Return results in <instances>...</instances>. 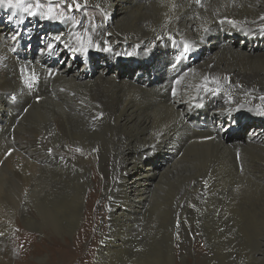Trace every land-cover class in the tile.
<instances>
[{
  "label": "bare ground",
  "instance_id": "6f19581e",
  "mask_svg": "<svg viewBox=\"0 0 264 264\" xmlns=\"http://www.w3.org/2000/svg\"><path fill=\"white\" fill-rule=\"evenodd\" d=\"M52 1L66 6L62 24L48 25L46 35L36 38L35 44L40 42L38 49L22 51L21 37L30 32L25 24L32 15L24 11V5H31L30 11L43 18L44 6ZM74 1L79 5L75 11ZM213 1L25 0L21 7L0 4V136L8 133L10 149L15 155L31 158L34 176L31 215L37 225L72 235L83 224L87 213L105 210L109 231H101L100 244L96 247L99 262L125 259L138 241L139 220L160 211V203L154 199L156 188L169 185L187 190L183 183L189 174L178 169L177 161L195 146L196 150L214 153L223 166L208 183L213 197L211 203L222 204L225 218L233 214L231 219L235 223L242 220L245 209L254 211V217L239 237L241 264H264V123L250 126L243 140L225 139L198 133L190 126L193 119L189 118L190 111L203 103L207 91L218 97L221 116L232 117L233 113H227L242 102L261 107L264 112V0H240L256 11L254 17L242 18L240 23L220 20L219 27L218 22L198 27L196 14ZM225 1L231 7L236 6L235 0ZM89 4L102 8L106 17L103 23L89 27L82 18L75 19V13L81 16ZM156 4L162 7L153 11L150 6ZM3 10L6 14L1 13ZM251 19L255 20L250 22ZM235 24L240 32L229 33ZM223 31L234 39L227 48H220L216 41L217 33ZM256 34L262 44L253 51L256 48L247 38ZM88 42L103 45L113 57L123 49L136 47L135 52L141 53V64L128 70L117 66L113 73H106L111 66L101 60L100 69L85 74L84 69L95 70L87 53ZM161 44H169L170 48L160 51L163 59L157 65L155 60L159 58L154 56H159ZM206 46L217 50L203 59L200 53ZM185 47L194 48L199 58L176 80L171 94L145 85L146 79L162 77L169 59L178 56ZM15 51L35 59H47V64L52 58L57 70L43 73L30 61L18 58ZM191 60L193 57L188 58ZM144 70L149 71L147 78L141 76ZM42 94L46 98L34 99ZM13 97L18 100L16 107L8 104ZM26 105L31 109L32 131L16 126L22 121ZM17 108H20L19 115L10 118ZM234 113L255 119L254 111L244 105ZM52 121H58L65 130L64 141L57 145L51 143L52 134L43 132L50 128ZM229 132H232L230 127L227 135ZM96 157L117 158L110 180L93 169ZM224 166L237 167L225 169ZM40 170L45 174L41 201L36 176ZM100 190L108 197L109 208L104 203L96 205ZM233 193L234 200L230 199ZM222 194L225 201L216 202V197ZM214 208L215 205L210 206ZM212 214L213 211L209 213ZM224 233L223 240H226L225 230ZM28 235L30 244L35 235ZM75 235L79 239V235L86 233L83 230ZM55 243L53 246L57 249L48 248L55 255L49 259L50 264L66 259L74 251L57 240ZM17 245L23 257L19 264H33L24 259L28 251L23 249V241Z\"/></svg>",
  "mask_w": 264,
  "mask_h": 264
},
{
  "label": "rangeland",
  "instance_id": "374dc122",
  "mask_svg": "<svg viewBox=\"0 0 264 264\" xmlns=\"http://www.w3.org/2000/svg\"><path fill=\"white\" fill-rule=\"evenodd\" d=\"M24 1L25 0H22V2ZM225 2V0H214L211 3L212 5L209 4L204 7V9H200L195 16L198 27L202 28L209 23L218 22L220 20L240 23L244 18H252L256 15V11L252 9V7L243 5L240 0H235V7H231ZM38 3H41V1H38ZM74 3L78 4V1H74ZM219 3L221 5H219ZM77 4L74 6V11L77 9ZM184 4L186 5V2L183 3V5ZM27 6L29 5H24V8ZM150 7L155 11V9H159L162 6L156 4ZM44 8H46V10L43 11V18H40L36 14H32L29 21L26 22L25 28H30V32L23 34L21 37V42H24L22 51H27V49L30 51V46H33V51L38 49L40 42L35 44V42L38 41L36 38H43L46 35L44 31L47 30L48 25L59 27L66 17V6L63 3L52 1L48 3L47 6H44ZM1 13L6 14V11L3 10ZM77 14L75 13V19L79 21L82 18L87 22L89 27H94L97 24L103 23L106 18L102 8L97 4H89L88 8L81 16ZM52 15L60 17V19H49L48 17ZM254 20L255 19H251L250 22ZM230 32H234L235 34L236 32L239 33V27L235 24V28L230 29L229 33ZM32 42H34V44ZM88 44H90V42H88ZM159 46V56H154L155 59L159 58V60H155L157 65H161L163 59L161 57L163 55H161L160 51H163V49L164 51H169L170 48L169 44H161ZM87 47L90 48L87 50V53L92 59L91 62L94 63L93 68L95 70L88 71V68L86 70L84 69L83 73L85 74H90L91 71L100 69L101 64L99 61L101 60H105L103 64H109L111 66L112 70L111 68L107 69L110 70V73H113L117 66H121L122 70H128L130 68L134 69L135 65L141 64L139 61V54L141 53L135 52L136 47L123 49L117 57H113L110 50L103 45L93 43ZM156 48L157 47L151 48V50ZM186 48L188 47L183 49ZM193 49L194 48L191 50ZM216 50L215 47L211 48V46H206L200 53L201 58H207L209 52ZM125 59H128L132 66ZM148 74L149 71L144 70L141 76L147 78ZM43 97L46 98L43 94L42 96L37 95L34 99L38 100ZM242 105L251 108L255 114V119L247 122L248 127L246 131L244 133L243 131L238 132L239 134L243 133L241 135L243 137L250 126L257 123H264V112L260 110L262 109L261 107L258 109L247 102L238 103L227 113H233L232 117L229 118H233L238 124L242 122L243 117L239 113H234V111ZM190 112H192V110ZM30 114V106L26 105L21 114L22 121H20L18 125L16 124V126H19V128L21 127L22 130L25 131H32L29 118ZM237 116H240V118ZM41 131L40 129L39 132L41 133ZM43 132H46L45 134L49 136L52 134L51 136L53 139L50 136L52 145H57L64 141L65 130L58 121H52L50 128L48 130L44 129ZM7 134L0 136V139L2 138L0 142V264H19V260L23 258L17 245L19 241H23V249L28 251L24 259L28 260L29 263L50 264L49 259L55 255L50 253L48 248L57 249V247L53 246L56 244L55 240L60 242L66 249L73 248L74 251L72 255H69L66 259L57 261L53 264H241L239 237L244 227L247 225V222L254 217V211L251 208L245 209L242 213V220L235 223L231 219L233 214L227 219L225 218V210L221 207L222 204L211 203L213 197L209 193L208 187L213 179L212 175L220 167H223L217 162L214 153L209 154L201 150H196L197 147L195 146L185 151L183 155L179 157L177 167L189 174L188 180L183 183L187 190L180 188L173 189V187L169 185L157 187L154 192V199H157L156 203H160V213L156 212L153 215L146 216V218L139 220L138 233L136 235L138 241L136 245L127 252L125 259L121 257L117 261L107 262L108 259H106L100 260L99 262L96 247L100 244L101 231H109V220L105 210L102 213H87V217L83 224L78 227L77 231H74L75 233L73 232L72 235L64 234L61 230V232H58L52 228L44 229L42 225H37L33 221L31 215L32 203L34 202V178H32L34 176L31 158L28 155H15L13 150L10 149L12 148L11 143L8 142L11 136H9V134L7 136ZM116 161V157H96V164L93 165V169L99 173L101 177L110 180L112 178V172L115 169ZM146 163L147 161L145 164ZM229 167L235 168L237 166ZM229 167L224 166L225 169ZM42 173V170H40L38 175H36L38 176L39 182L40 201L43 190L45 189L44 186L41 185L45 175ZM235 196L236 195L233 193L230 199L234 200ZM222 199L224 201L226 199L223 194L218 195L215 201L221 203ZM95 203L97 206L104 203V207L109 208V199L106 197L103 190H100ZM211 205H215L216 208L210 209ZM211 211H213V214L210 216L209 213ZM38 216L41 218L42 215L38 213ZM83 230H85L86 235H79L80 237L78 239V235L75 234ZM224 230L226 231V240H223V236L225 235ZM28 234L35 235L34 240L31 241L30 244ZM76 241H78V244H76ZM211 261H213V263H211Z\"/></svg>",
  "mask_w": 264,
  "mask_h": 264
},
{
  "label": "clouds",
  "instance_id": "9594fccd",
  "mask_svg": "<svg viewBox=\"0 0 264 264\" xmlns=\"http://www.w3.org/2000/svg\"><path fill=\"white\" fill-rule=\"evenodd\" d=\"M221 26V23L218 22V27ZM259 35H254L253 37H256ZM251 38V39H252ZM261 38V37H260ZM219 39L221 41H219ZM249 39V38H247ZM225 40H229L230 44L227 46H223V42H225ZM234 39H232L231 36H229L228 34H226L225 31L223 32H219L216 35V41L219 44L220 48H227L229 47ZM262 44V39H261V43L259 46H255L256 49L258 50V48L261 46ZM31 48L30 51H33V46H30ZM192 48H186V49H182L181 51H188L191 54L187 56L186 59H182V60H178L176 59L178 56L174 55L173 57H171L169 59V63L166 66V69L162 75V77H160L159 79H146L145 80V85L149 86V85H153L156 89H158L159 91L165 93V94H171L173 92V88H174V84L176 83V80L183 74L185 73L187 70H189L190 68H192L196 62H197V58L198 54L194 52V49L191 50ZM180 51V52H181ZM179 52V53H180ZM15 54L17 55L18 58H20L22 61H30L32 65H34L35 67L38 68V70H40L43 73H54L57 70V66L54 65V59H50L49 63L47 64L46 60L41 59V58H36L35 56H26L25 54H22L18 51H15ZM179 55V54H178ZM174 57L176 59L175 62L174 61ZM189 57H193V60L188 61ZM173 60V61H171ZM192 63V64H191ZM174 66L173 68V79L169 80L167 78L168 74H169V68ZM51 69V70H49ZM112 70V68H111ZM106 73H110V70H107ZM154 81V84H151ZM161 84H168L169 85V89L167 91H163L162 89H160V85ZM204 101L201 105L199 106H195L193 112H190L189 118L193 119L190 121V126L192 127V129H194L195 131H197L198 133H203L206 135H210V136H222L225 139H231V138H241V140H243L242 138V134L246 131L247 129V125H248V118H243L242 122H240L239 124L237 122H235V120L233 118H227V116H221L220 113L218 112V108L220 106V101L218 99V97L214 94H211V92L207 91L204 94ZM17 99H11L8 101V104L11 107H16L17 106ZM216 104L215 107H212L211 105ZM21 108V107H20ZM20 108H17L14 113H12V115L10 116V118L13 115H19V110ZM18 117V116H17ZM232 130L231 133H228V129ZM239 131H243L242 134H239Z\"/></svg>",
  "mask_w": 264,
  "mask_h": 264
},
{
  "label": "snow or ice",
  "instance_id": "6c2138e0",
  "mask_svg": "<svg viewBox=\"0 0 264 264\" xmlns=\"http://www.w3.org/2000/svg\"><path fill=\"white\" fill-rule=\"evenodd\" d=\"M0 4H7L8 7H21L22 6V0H0ZM78 6L79 5H77V7ZM30 9H31V5L25 7L24 11L29 12V14H35V13L31 12ZM48 18L49 19H60V17H56L54 15L49 16ZM13 99H15V97H13Z\"/></svg>",
  "mask_w": 264,
  "mask_h": 264
}]
</instances>
